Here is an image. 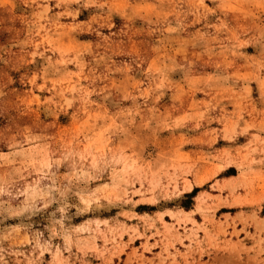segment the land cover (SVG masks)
<instances>
[{"label": "rangeland", "instance_id": "1", "mask_svg": "<svg viewBox=\"0 0 264 264\" xmlns=\"http://www.w3.org/2000/svg\"><path fill=\"white\" fill-rule=\"evenodd\" d=\"M0 264H264V0H0Z\"/></svg>", "mask_w": 264, "mask_h": 264}]
</instances>
